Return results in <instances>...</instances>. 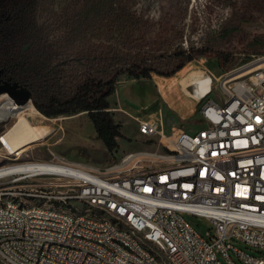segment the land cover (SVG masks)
<instances>
[{"label":"built area","instance_id":"obj_1","mask_svg":"<svg viewBox=\"0 0 264 264\" xmlns=\"http://www.w3.org/2000/svg\"><path fill=\"white\" fill-rule=\"evenodd\" d=\"M216 88L222 103L212 98ZM187 93L199 101L197 129L166 134L163 124L135 118L154 150L128 153L105 168L55 154L16 156L0 167V194L19 192L29 203V212H20L3 200L0 264H154L138 237L160 244L161 264H264V55L221 78L207 71ZM5 133L0 145L9 150ZM16 165L27 168L13 171ZM24 189L74 207L73 218L41 212L23 198ZM101 213L117 214L134 236L112 232ZM192 220H204L207 230Z\"/></svg>","mask_w":264,"mask_h":264},{"label":"trees","instance_id":"obj_2","mask_svg":"<svg viewBox=\"0 0 264 264\" xmlns=\"http://www.w3.org/2000/svg\"><path fill=\"white\" fill-rule=\"evenodd\" d=\"M162 1L1 3L0 87L28 90L47 118L88 113L98 138L114 152L122 133L109 98L121 77H175L197 56L230 43L244 56L240 65L264 53V31L244 32L257 19L252 0H213L212 13L195 11L189 27L183 18L178 26L157 31ZM190 1L182 0L184 13ZM229 55L220 52L221 67L231 64Z\"/></svg>","mask_w":264,"mask_h":264},{"label":"rangeland","instance_id":"obj_3","mask_svg":"<svg viewBox=\"0 0 264 264\" xmlns=\"http://www.w3.org/2000/svg\"><path fill=\"white\" fill-rule=\"evenodd\" d=\"M10 1L15 0H0V4ZM212 1L191 0L188 12L184 13L182 0H163L161 12L163 21L157 24V31L163 27L172 29L178 26L183 18H185L186 26L189 27L194 19V12L202 11L201 8L207 9ZM249 3L250 8L255 10L257 19L255 23L247 25L244 32L252 34L254 31H264V0H252ZM207 11L208 14L212 13L209 8ZM201 16L204 19V15ZM199 22H202V20H199ZM235 43L239 48L240 42L235 41ZM222 47L221 45L219 50L215 49L197 56L175 77L164 78L155 75L150 79L121 77L116 92L109 98L110 112L114 122L120 126L122 133V138L118 139L119 146L114 152H109L102 140L98 138L88 113L80 112L57 118H47L36 108H28L26 115L41 135L42 140L33 142L19 155H10L0 145V166L12 164L15 162L16 156H18V160H47L55 154L67 161L82 162L105 168L119 163L128 153L154 150V139L139 134L135 118L155 120L161 125L163 124L166 134H171L174 129L179 128L187 131L197 129L200 125L197 124L200 120L198 113L199 101L195 96L187 93V87L193 85L207 71L217 78H221L230 70L242 66L240 61L244 56L235 53L236 50L234 51L235 47L232 43ZM220 52L230 54L231 64L221 67ZM261 55H264V53ZM216 85H218V82H216ZM3 92L0 91V103L6 99L5 94H2ZM212 98L222 103L225 96L221 89L216 88ZM15 121L16 119L10 118L1 122L0 133L8 131ZM33 191L35 190H23L25 193H34ZM16 193L18 192H12L13 195ZM37 199L36 197L30 200L36 203L38 202ZM192 222L199 230H207L208 224L204 220L200 222L192 220ZM152 247L157 251L160 250L156 244Z\"/></svg>","mask_w":264,"mask_h":264},{"label":"bare ground","instance_id":"obj_4","mask_svg":"<svg viewBox=\"0 0 264 264\" xmlns=\"http://www.w3.org/2000/svg\"><path fill=\"white\" fill-rule=\"evenodd\" d=\"M1 94V93H0ZM5 101L0 103V123L9 120L10 118L16 119L12 127L3 135L4 143L7 145L9 150H6L10 155L15 154L19 155L24 151L28 146L33 142L42 140L41 135L37 132L35 126L26 115V110L28 108L35 109L33 103L28 99L23 104H18L15 101L14 97L8 92L4 91ZM2 98V97H1ZM18 159V158H16ZM259 161H264V153H259ZM6 165L0 166L5 167ZM47 165H40L44 168ZM13 171L17 169H25L27 167H22L21 165H16L12 167ZM34 193H25L23 192V198L28 197L38 198V202L32 204H40V211L45 213H56L59 217L62 218H73L74 216V207L66 205L63 202H45V195L38 194V190L33 191ZM29 199V200H30ZM13 203V209L20 212H29V203H21V195L16 193L15 195L12 192H4L3 195L0 194V210H4V202ZM101 222L108 225V228L114 233H120L123 237H133L134 229H132L127 224L119 223L117 214L114 213H101ZM160 244L155 243V241L148 239L146 237L136 238V245L139 249H144L149 252H153L154 264H161L162 261V251L161 249L157 251L152 247V245ZM37 259H44L43 250H36ZM4 262H11V253H4Z\"/></svg>","mask_w":264,"mask_h":264},{"label":"water","instance_id":"obj_5","mask_svg":"<svg viewBox=\"0 0 264 264\" xmlns=\"http://www.w3.org/2000/svg\"><path fill=\"white\" fill-rule=\"evenodd\" d=\"M0 91H8L17 101L18 104H23L25 103L28 99L31 100V94L28 90L24 88H17L13 86H6V87H1Z\"/></svg>","mask_w":264,"mask_h":264}]
</instances>
